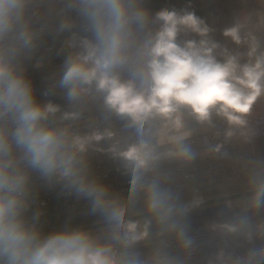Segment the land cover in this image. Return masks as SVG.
Here are the masks:
<instances>
[{
	"label": "clouds",
	"instance_id": "9594fccd",
	"mask_svg": "<svg viewBox=\"0 0 264 264\" xmlns=\"http://www.w3.org/2000/svg\"><path fill=\"white\" fill-rule=\"evenodd\" d=\"M27 3L0 0V264H181L167 245L191 246L190 205L171 188L164 166L189 162L193 149L184 136L166 142L161 132L183 128L185 114L199 123L216 115L244 126L264 96V42L242 35L237 24L223 35L246 51H229L188 6L153 12L148 0H64L81 37L45 93L62 90L69 105L62 110L39 103L20 68L36 38L25 19ZM97 99L107 126L81 133L74 127L83 115L78 106ZM102 141H110L106 151L130 174L126 200L91 173L90 152L105 151ZM34 174L86 200L102 232L66 226L43 233L38 214L26 215ZM249 183L244 214L222 227L251 239L247 213L264 209V172ZM256 232L264 237V226ZM153 240L147 253L137 249ZM233 264H264V245Z\"/></svg>",
	"mask_w": 264,
	"mask_h": 264
},
{
	"label": "built area",
	"instance_id": "2783aa9c",
	"mask_svg": "<svg viewBox=\"0 0 264 264\" xmlns=\"http://www.w3.org/2000/svg\"><path fill=\"white\" fill-rule=\"evenodd\" d=\"M194 10L214 29L213 39L229 51H246L223 35L226 28L239 24L242 35L251 33L264 42V0H148L153 11L163 8ZM64 11V0H28L25 19L36 34L34 47L20 59V68L32 83L39 103L49 101L69 110L63 91L53 88L58 81L65 59L77 50L81 37L74 18ZM63 25H67L64 27ZM83 115L74 127L81 133L106 127L99 100H87L78 106ZM242 127L230 126L213 115L210 123H199L185 114L184 127L172 133L161 132L167 142L170 135H182L193 149L187 163L169 162L165 167L171 188L181 194L184 203L239 194V197L189 208L191 246L182 249L169 242L167 251L178 257L181 264H233L254 249L264 245V237L256 232L264 226V209L248 212L253 231L251 239L245 232L230 233L222 226L234 224L243 213L252 190L250 178L264 172V96L259 98L246 115ZM111 123L119 128L112 118ZM159 127V125H157ZM231 132V135L228 133ZM110 141H102L105 151L90 152L92 175L105 184L114 196L127 199L130 189L128 174L120 159L106 151ZM196 193V194H194ZM32 199L26 214L30 219L38 214L37 227L43 233L70 228L100 234L103 226L84 229L101 223L90 214L88 202L64 193L58 185H48L33 175ZM187 194L186 196H182ZM194 195V196H193ZM135 216V215H134ZM156 241H145L137 249L147 253Z\"/></svg>",
	"mask_w": 264,
	"mask_h": 264
},
{
	"label": "water",
	"instance_id": "95a60500",
	"mask_svg": "<svg viewBox=\"0 0 264 264\" xmlns=\"http://www.w3.org/2000/svg\"><path fill=\"white\" fill-rule=\"evenodd\" d=\"M245 194L246 195H251L252 194V190L247 191ZM237 197H239V194L226 195V196H220V197H213V198H209V199H203V200L188 202L186 204L190 205L189 208H193V207L202 206V205H206V204H212V203H216V202H220V201H224V200H228V199H233V198H237ZM132 218L135 219V218H138V217L137 216H133ZM99 226H103L102 222L101 223H97V224H93V225H89L87 227H84V229L93 228V227H99Z\"/></svg>",
	"mask_w": 264,
	"mask_h": 264
},
{
	"label": "rangeland",
	"instance_id": "374dc122",
	"mask_svg": "<svg viewBox=\"0 0 264 264\" xmlns=\"http://www.w3.org/2000/svg\"><path fill=\"white\" fill-rule=\"evenodd\" d=\"M194 194H196V193H194ZM187 194H184V195H182V196H186ZM194 196V195H193Z\"/></svg>",
	"mask_w": 264,
	"mask_h": 264
}]
</instances>
